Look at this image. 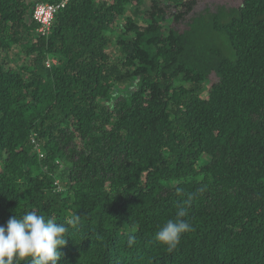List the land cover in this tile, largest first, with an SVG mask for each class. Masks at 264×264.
Here are the masks:
<instances>
[{
  "label": "trees",
  "instance_id": "trees-1",
  "mask_svg": "<svg viewBox=\"0 0 264 264\" xmlns=\"http://www.w3.org/2000/svg\"><path fill=\"white\" fill-rule=\"evenodd\" d=\"M196 1L68 0L42 36L61 0H0V225L78 214L57 264H264V0L179 31Z\"/></svg>",
  "mask_w": 264,
  "mask_h": 264
},
{
  "label": "clouds",
  "instance_id": "clouds-1",
  "mask_svg": "<svg viewBox=\"0 0 264 264\" xmlns=\"http://www.w3.org/2000/svg\"><path fill=\"white\" fill-rule=\"evenodd\" d=\"M187 208L180 205L175 219H169L155 234V239L175 249L183 234L193 230L185 217ZM79 215H73L65 223L29 211L22 216H12L5 225H0V264H19L21 258H32V264H57L62 258L60 249L70 237L69 228L79 223ZM134 243V237L128 240Z\"/></svg>",
  "mask_w": 264,
  "mask_h": 264
},
{
  "label": "rangeland",
  "instance_id": "rangeland-1",
  "mask_svg": "<svg viewBox=\"0 0 264 264\" xmlns=\"http://www.w3.org/2000/svg\"><path fill=\"white\" fill-rule=\"evenodd\" d=\"M242 1L243 0H197L192 12L190 14H188L184 18V20L179 21L177 23L173 22L172 24L176 29L181 31V30L186 28V23L189 21L190 17H192L194 15L203 13L205 10H208L210 12H214L217 7H224V8L238 7L239 5H241ZM149 6H150L149 2H143L139 9L147 10L149 8ZM177 10L178 9H176V8L175 9L171 8L170 14L177 12ZM126 16H130V12L127 13ZM16 53H17V50L15 49V50L6 54V56L4 58V62H5L7 67L15 68V67H20L22 65L21 59L17 60ZM50 62L55 63L54 60L50 61ZM50 62H47L46 66H48L50 64ZM211 78H212L211 80H214V77H211ZM121 92L123 94H125L124 89L121 90ZM56 183H58L57 180H56Z\"/></svg>",
  "mask_w": 264,
  "mask_h": 264
},
{
  "label": "built area",
  "instance_id": "built-area-1",
  "mask_svg": "<svg viewBox=\"0 0 264 264\" xmlns=\"http://www.w3.org/2000/svg\"><path fill=\"white\" fill-rule=\"evenodd\" d=\"M67 2L68 0H61L58 4L39 3L35 5L32 11V20L38 24V34L42 36L49 34L55 14Z\"/></svg>",
  "mask_w": 264,
  "mask_h": 264
}]
</instances>
